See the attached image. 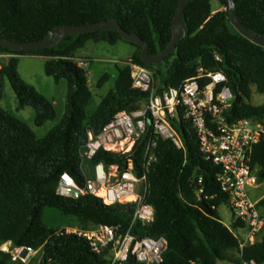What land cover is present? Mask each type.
I'll use <instances>...</instances> for the list:
<instances>
[{
	"label": "trees",
	"instance_id": "trees-1",
	"mask_svg": "<svg viewBox=\"0 0 264 264\" xmlns=\"http://www.w3.org/2000/svg\"><path fill=\"white\" fill-rule=\"evenodd\" d=\"M179 2L0 0V38L13 43H40L56 28L115 21L122 30L136 34L146 43L150 56H157L170 43L171 24ZM212 2L225 10L214 12ZM234 4L240 24L264 39V0H234ZM182 20L186 37L172 55L156 65L144 63L140 47L121 39L115 31L68 36L53 48L37 51L17 52L0 47V54L14 56L0 68V100L8 82L16 98V110L32 108L35 126L54 120L56 110L20 78L18 57L45 58L44 73L55 81L65 80L68 88L59 124L40 139L23 121L0 108V246L10 243L12 249L29 248L36 252L40 264H110L108 252L98 256L82 237L47 226L43 222L44 210L51 208L72 216L83 229L98 224L119 226L118 235L122 236L129 228L133 205L104 206L92 196L74 200L55 193L62 173L82 182L79 153L87 141L86 131L92 129L98 134L117 113L136 110L148 98V94L132 89L130 68L125 65L118 69L113 87L97 108L87 112L92 92L86 69L76 65V53L89 42H125L135 47L131 63L151 71L158 88H177L195 76L200 66L218 69L225 74V85L234 96L226 113L228 121L247 119L264 128V101L257 106L250 103L253 94L264 96V47L251 43L231 25L227 0H191L184 7ZM62 62L73 72H66ZM106 80L105 75L98 86ZM171 125L179 136L180 148L171 140L152 136L149 126L129 154L136 174L141 176L146 147L150 141L155 143V160L145 172V201L152 207L154 219L147 225L135 223L130 234L136 238L165 239L167 248L160 264H241L250 260L264 264V228L252 245L240 249L233 234L240 224L227 227L218 216V207L227 204L216 180L218 168L204 159L196 134L182 112L171 120ZM125 158L98 152L89 164L122 166ZM251 163L258 183L264 185V135L254 146ZM259 206L264 210V199ZM120 210L129 212L126 220L114 215ZM0 264L22 263L0 250ZM126 264L138 263L130 256Z\"/></svg>",
	"mask_w": 264,
	"mask_h": 264
},
{
	"label": "built area",
	"instance_id": "built-area-1",
	"mask_svg": "<svg viewBox=\"0 0 264 264\" xmlns=\"http://www.w3.org/2000/svg\"><path fill=\"white\" fill-rule=\"evenodd\" d=\"M216 61H220L215 57ZM79 68L86 63L76 60ZM131 87L148 94L147 101L133 111H121L96 134L92 129L86 131L87 141L80 150L79 170L82 182L62 173L57 181L55 193L61 198L80 199L92 196L104 206L133 205V213L128 230L118 235L119 226L104 224L90 228H76L65 231L85 239L92 252L101 256L108 252L110 264H126L131 256L138 264H160L167 248L165 239L150 237L136 238L130 234L135 223L151 224L154 219L152 207L146 203L147 192L145 172L155 160L150 141L146 147L143 174L138 176L129 156L136 142L147 132L156 138L171 140L178 148L180 139L171 125L182 112L190 122L199 143L204 159L218 168L216 180L221 192L227 197L233 223H239L236 230L245 234L239 240V247L252 245L264 228V210L259 206L263 197L252 200L250 191L262 187L252 168L251 157L254 146L264 135V128L255 122L242 119L228 121L226 113L230 110L234 96L225 85L226 76L218 69L198 67L195 76L183 81L177 88H158L153 74L144 67L131 63ZM150 121V123L148 122ZM98 152L126 156L122 166L98 163L92 165L91 172L84 168ZM92 173V176H91ZM201 181L199 180V183ZM198 193H202L199 190ZM19 255L24 247H20ZM27 254L33 252L25 248ZM13 260H16L13 258ZM241 264H256L250 260Z\"/></svg>",
	"mask_w": 264,
	"mask_h": 264
},
{
	"label": "rangeland",
	"instance_id": "rangeland-1",
	"mask_svg": "<svg viewBox=\"0 0 264 264\" xmlns=\"http://www.w3.org/2000/svg\"><path fill=\"white\" fill-rule=\"evenodd\" d=\"M212 8L214 12L217 10H225L216 2H212ZM133 52H135V47L125 42H118L115 45L89 42L83 49L76 53L78 60L87 64L84 69H86L88 73L89 87L92 90V98L87 107V112H93L98 106L100 99L113 87L114 81L118 75V69L126 65ZM18 60V75L36 92L48 101L53 102L57 113L56 118L46 122L40 127L35 126L33 123L34 111L32 108L26 107L19 111L16 110V98L8 82H5L3 97L0 100V108L23 121L32 129L36 138L40 139L46 136L53 127L59 124L62 118L66 105L67 83L64 80L56 82L52 77L44 73L45 59L43 57L26 55L20 56ZM6 62L7 59L5 60L0 57V68L2 63ZM105 75L107 76V80L102 85L98 86L99 81ZM263 101V95L253 94L250 103L257 106L261 105ZM84 168L86 171L89 170L91 172L92 165L86 163L84 164ZM250 197L252 200H257L260 197L264 199V185L258 189L251 190ZM217 212L220 221L225 226L230 227L233 223V219L228 205L221 204ZM43 222L47 226L56 228L60 231H72L76 228H82L81 224L74 217L62 215L59 211L51 208H46L44 210ZM235 234L238 238H241L245 232L236 230ZM20 249V247H17V250L12 252L13 249L10 243H4L0 246L1 251L10 253L14 259L22 264H40V260L35 255L36 252H29V254L21 256V254L19 255ZM234 255L238 258L237 254Z\"/></svg>",
	"mask_w": 264,
	"mask_h": 264
},
{
	"label": "water",
	"instance_id": "water-1",
	"mask_svg": "<svg viewBox=\"0 0 264 264\" xmlns=\"http://www.w3.org/2000/svg\"><path fill=\"white\" fill-rule=\"evenodd\" d=\"M191 0H180L175 16L171 24V40L166 49L158 54L157 56H150L148 54V45L141 41V39L136 34H128L122 30L115 21L99 22L91 25L76 26V27H66V28H56L49 33L44 41L40 43H13L0 38V47L12 50V51H37L53 48L58 43H60L64 38L68 36H73L77 34H84L95 31H115L118 33L119 37L127 42L133 43L140 47V58L141 60L150 65L160 64L165 61L170 55H172L176 49V46L186 37V26L182 20V14L184 7ZM228 2V17L231 25L248 41L258 46L264 47V39L257 36L256 34L250 32L244 28L235 13L234 0H227ZM66 72H73V70L67 65V63L62 62ZM76 85V84H75ZM254 125L255 122L253 121ZM114 215L120 217L122 220H126L129 217V212L126 210L114 211ZM27 250L24 248L21 256H25Z\"/></svg>",
	"mask_w": 264,
	"mask_h": 264
},
{
	"label": "crops",
	"instance_id": "crops-1",
	"mask_svg": "<svg viewBox=\"0 0 264 264\" xmlns=\"http://www.w3.org/2000/svg\"><path fill=\"white\" fill-rule=\"evenodd\" d=\"M134 53V52H133ZM133 53H132V55H133ZM131 55V56H132ZM131 56L129 57V59H128V61L130 60V58H131ZM0 57H2V58H4L5 60L7 59V61L10 59V58H12V57H14L13 55H10V54H0ZM20 57V56H19ZM18 57V58H19ZM77 58V57H76ZM45 59V58H44ZM77 60H78V58H77ZM19 61V60H18ZM45 62H46V59H45ZM7 63V62H6ZM117 78V77H116ZM62 80V79H61ZM61 80H59V81H61ZM116 80V79H115ZM59 81H56V82H59ZM65 81V80H64ZM66 82V81H65ZM115 82V81H114ZM67 83V82H66ZM88 84H89V80H88ZM5 86V85H4ZM91 89V88H90ZM91 92H92V90H91ZM3 97V96H2ZM104 97V96H103ZM102 97V98H103ZM101 98V99H102ZM2 99V98H1ZM101 99H100V101H101ZM52 104H53V102H51ZM100 103V102H99ZM99 105V104H98ZM53 106H54V104H53ZM97 108V107H96ZM56 110V109H55ZM65 111V110H64ZM92 113V112H91ZM64 114V113H63ZM56 115H57V113H56ZM63 116V115H62ZM220 264H229V263H226V262H221Z\"/></svg>",
	"mask_w": 264,
	"mask_h": 264
},
{
	"label": "bare ground",
	"instance_id": "bare-ground-1",
	"mask_svg": "<svg viewBox=\"0 0 264 264\" xmlns=\"http://www.w3.org/2000/svg\"><path fill=\"white\" fill-rule=\"evenodd\" d=\"M16 250H17V248H13V251H12V252H14V251H16ZM12 252H11V253H12Z\"/></svg>",
	"mask_w": 264,
	"mask_h": 264
}]
</instances>
